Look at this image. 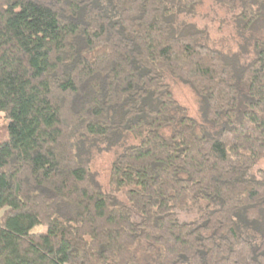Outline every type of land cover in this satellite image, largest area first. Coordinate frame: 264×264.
I'll return each instance as SVG.
<instances>
[{"label":"trees","instance_id":"16d2710c","mask_svg":"<svg viewBox=\"0 0 264 264\" xmlns=\"http://www.w3.org/2000/svg\"><path fill=\"white\" fill-rule=\"evenodd\" d=\"M200 2L0 0V264H264V43L244 67L203 44L178 22Z\"/></svg>","mask_w":264,"mask_h":264},{"label":"rangeland","instance_id":"374dc122","mask_svg":"<svg viewBox=\"0 0 264 264\" xmlns=\"http://www.w3.org/2000/svg\"><path fill=\"white\" fill-rule=\"evenodd\" d=\"M246 0H201L195 10L190 14L181 15L179 25L193 27L199 34L202 43L219 51L227 58L235 60L239 67L247 66L256 56L257 48L264 43V5L256 0H247L257 4L259 18L248 27L240 19L243 3ZM172 99L178 106L184 109L187 117L196 123L202 124L203 117L198 97L192 88L175 78L165 77ZM2 122L3 119H2ZM200 130V129H198ZM135 144L131 138H127L125 145ZM125 145H122L124 147ZM120 146V145H119ZM121 147L98 146L91 153L90 171L95 174L96 180L102 191L107 192L110 166L114 158L120 152ZM252 173L257 178H264V158L253 168ZM115 203H125L122 194L114 197ZM2 212H0V217ZM181 220H191L193 213L178 215ZM36 231L41 232L38 228ZM245 233L250 237L254 234L246 228ZM140 264H155V259L144 255L137 250Z\"/></svg>","mask_w":264,"mask_h":264}]
</instances>
